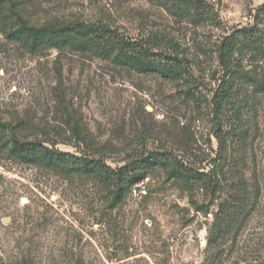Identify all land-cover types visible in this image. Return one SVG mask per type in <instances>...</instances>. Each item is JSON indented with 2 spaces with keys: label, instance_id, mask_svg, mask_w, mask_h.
<instances>
[{
  "label": "rangeland",
  "instance_id": "1",
  "mask_svg": "<svg viewBox=\"0 0 264 264\" xmlns=\"http://www.w3.org/2000/svg\"><path fill=\"white\" fill-rule=\"evenodd\" d=\"M206 1L216 22L190 25L161 0H15L37 26L102 21L130 37L170 35L191 60V83L68 50L31 53L5 37L0 13V264H264V74L243 80L222 112L213 105L218 45L264 0ZM14 139L113 169L172 155L212 170L217 186L157 168L148 197L114 209L93 176L19 161Z\"/></svg>",
  "mask_w": 264,
  "mask_h": 264
},
{
  "label": "trees",
  "instance_id": "2",
  "mask_svg": "<svg viewBox=\"0 0 264 264\" xmlns=\"http://www.w3.org/2000/svg\"><path fill=\"white\" fill-rule=\"evenodd\" d=\"M161 2L163 3L159 5L162 9L177 22L195 25L216 19L213 8L206 0ZM15 6V0H0L4 35L9 41L31 53L68 50L96 56L143 76H159L166 80L191 83V60L170 35L130 37L102 21L74 20L37 26L30 24ZM251 20L249 25L228 33L218 45L222 76L213 96V105L219 112L224 110L226 104L235 102L243 80L246 84L247 80L249 84H257V76L264 74V4L255 10ZM249 66L252 69L246 71ZM11 153L24 164L62 174L93 176L107 189L111 198L110 206L114 209L118 208L127 195L131 197V189L135 184L145 180L150 171L157 168L165 169L170 179L182 181L186 186L197 184L205 192L216 190L217 186L212 180V170L202 171L172 155H152L150 159H141V155H138L133 161L113 169L100 160H89L84 156L54 150L44 142L14 139ZM240 196L236 195L234 204H246L247 196H241L243 201H240ZM224 208L223 213H226Z\"/></svg>",
  "mask_w": 264,
  "mask_h": 264
},
{
  "label": "built area",
  "instance_id": "3",
  "mask_svg": "<svg viewBox=\"0 0 264 264\" xmlns=\"http://www.w3.org/2000/svg\"><path fill=\"white\" fill-rule=\"evenodd\" d=\"M149 179H145L135 184L131 189V197L136 200H141L149 196Z\"/></svg>",
  "mask_w": 264,
  "mask_h": 264
}]
</instances>
